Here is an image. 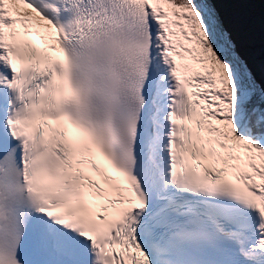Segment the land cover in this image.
<instances>
[{
	"label": "snow or ice",
	"instance_id": "snow-or-ice-1",
	"mask_svg": "<svg viewBox=\"0 0 264 264\" xmlns=\"http://www.w3.org/2000/svg\"><path fill=\"white\" fill-rule=\"evenodd\" d=\"M0 264H264V0H0Z\"/></svg>",
	"mask_w": 264,
	"mask_h": 264
}]
</instances>
